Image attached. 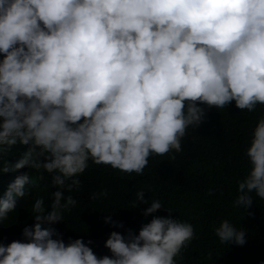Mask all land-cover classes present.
Instances as JSON below:
<instances>
[{"label":"clouds","instance_id":"obj_1","mask_svg":"<svg viewBox=\"0 0 264 264\" xmlns=\"http://www.w3.org/2000/svg\"><path fill=\"white\" fill-rule=\"evenodd\" d=\"M229 102L264 105V0H0V221L28 194L32 172L55 189L49 203L30 198L34 222L23 240L1 241L0 264H177L194 236L177 216L110 231V255L99 257L52 225L76 205L64 192L79 188L89 161L139 174L150 155L181 151L205 107ZM244 155L233 206L245 210L252 193L264 199V112ZM143 193L132 206L146 204L143 215L163 207ZM102 219L122 227L110 212ZM213 231L221 244L245 241L226 218Z\"/></svg>","mask_w":264,"mask_h":264},{"label":"trees","instance_id":"obj_2","mask_svg":"<svg viewBox=\"0 0 264 264\" xmlns=\"http://www.w3.org/2000/svg\"><path fill=\"white\" fill-rule=\"evenodd\" d=\"M262 112L264 105L260 104L252 111L238 109L234 102L220 109L205 107L204 120L195 129H186L181 151L150 155L139 174L89 161L78 174L79 188L64 192L73 196L76 205L63 213V221L52 227L65 243L77 237L85 243L90 241L88 246L99 257L110 255L103 243L110 231L124 234L131 229L135 233L153 215L177 216L191 223L194 230L193 238L175 257L177 264H259L264 261V199L252 193L253 201L245 210L233 206V201L237 195L236 181L249 167L244 150ZM170 156L175 159H169ZM29 179L28 194L19 197L14 211L0 221V243L24 239L22 228L34 222L28 207L30 198L43 197L46 203L51 199L55 189L49 178L45 175L41 178L35 171L29 174ZM1 185L0 195L6 188ZM101 189H106L107 195L92 199V193ZM140 189L149 203L159 199L163 207L172 211L162 207L143 215L146 204L137 201V206L132 207L135 191ZM107 212L122 227L104 222L102 217ZM224 218L244 229L243 244L219 242L213 227Z\"/></svg>","mask_w":264,"mask_h":264}]
</instances>
